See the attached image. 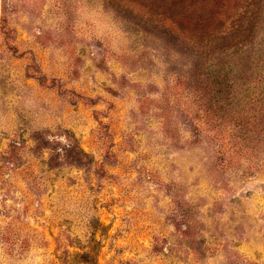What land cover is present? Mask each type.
<instances>
[{
  "label": "rangeland",
  "instance_id": "374dc122",
  "mask_svg": "<svg viewBox=\"0 0 264 264\" xmlns=\"http://www.w3.org/2000/svg\"><path fill=\"white\" fill-rule=\"evenodd\" d=\"M0 264H264V0H0Z\"/></svg>",
  "mask_w": 264,
  "mask_h": 264
}]
</instances>
